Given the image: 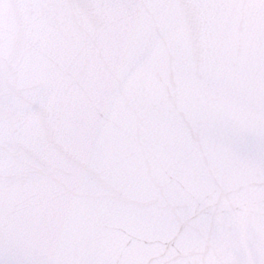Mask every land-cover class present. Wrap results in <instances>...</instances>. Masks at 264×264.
<instances>
[{"label": "snow or ice", "instance_id": "6c2138e0", "mask_svg": "<svg viewBox=\"0 0 264 264\" xmlns=\"http://www.w3.org/2000/svg\"><path fill=\"white\" fill-rule=\"evenodd\" d=\"M0 264H264V0H0Z\"/></svg>", "mask_w": 264, "mask_h": 264}]
</instances>
